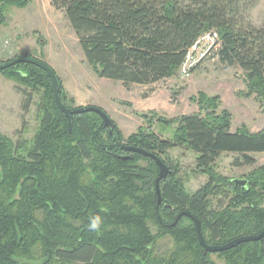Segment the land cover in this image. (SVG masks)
I'll list each match as a JSON object with an SVG mask.
<instances>
[{"label":"trees","instance_id":"1","mask_svg":"<svg viewBox=\"0 0 264 264\" xmlns=\"http://www.w3.org/2000/svg\"><path fill=\"white\" fill-rule=\"evenodd\" d=\"M30 1L0 0V25L10 9ZM259 1L50 0V5L63 13L100 79L124 88L162 82L175 76L197 40L216 32L219 63L242 72L246 97L264 100V23L256 28L249 21ZM0 72L22 85L16 89L23 112L31 92L40 95L30 140L12 142L0 133V264H264V238L206 253L193 222L177 219L190 213L213 246L263 230L264 166L245 178L244 189L213 168L222 154L236 156L235 168L254 166L253 155L264 154V128L232 132L231 116L218 110L217 98L200 93L191 99L200 112L175 120L169 140L147 131L129 136L127 146L153 154L170 171L159 183L157 205V166L124 152L115 125L110 134L99 116L87 113L72 116L68 132L45 72L27 64ZM59 94L65 105L61 84ZM176 148L192 152L196 169L208 176L195 193L186 190L177 163L167 157ZM124 156L130 159L121 160ZM96 215L100 229L89 230Z\"/></svg>","mask_w":264,"mask_h":264},{"label":"rangeland","instance_id":"2","mask_svg":"<svg viewBox=\"0 0 264 264\" xmlns=\"http://www.w3.org/2000/svg\"><path fill=\"white\" fill-rule=\"evenodd\" d=\"M249 21L260 28L264 23V0L249 12ZM30 57L48 65L60 81L69 108L94 107L102 110L126 139L142 131L153 133L160 140H169L181 116L198 114L199 105L192 98L202 93L216 97L218 110L231 116V131L242 128L257 133L264 128V100L255 95L246 97L242 72L219 63L216 54L203 59L183 74L151 86L132 85L98 78L85 62L77 39L62 12L56 11L50 0H31L23 9H10L0 25V64L14 58ZM22 86L0 72V133L12 142L30 140L36 130V109L40 95L31 92L28 110L23 112V97L16 88ZM172 122V124H164ZM165 158V156H162ZM179 167L178 178L189 193H195L208 180L205 172L196 169L195 155L183 149L167 153ZM236 156L222 154L214 172L226 179H244L253 170L264 166V154L253 155L255 165L235 168Z\"/></svg>","mask_w":264,"mask_h":264},{"label":"water","instance_id":"3","mask_svg":"<svg viewBox=\"0 0 264 264\" xmlns=\"http://www.w3.org/2000/svg\"><path fill=\"white\" fill-rule=\"evenodd\" d=\"M17 64L32 65V66H35L36 68L42 70L43 72H45V74L47 75V77L51 83V86H52L54 103H55L56 107L59 109V111L63 114L65 119L67 120L68 132L71 131L72 116L82 115V114H87V113H93V114H96L97 116L100 117V119L102 120V123H103V127L108 129L109 133L111 134L113 127H114V124L110 120V118L102 110H100L98 108H94V107H89V106L78 107V108H67L63 104V102L61 101V98H60V94H59L60 93L59 80H58L56 74L54 73V71L45 63H43L37 59L30 58V57H20V58H16V59H13L11 61H8L6 63L0 64V71L6 70L10 67L17 65ZM121 149L124 152L131 153V154H137V155H140V156L145 157V158H150L154 161L155 165L158 168V176L154 182V190H155V194L157 197L156 203H157V205H159L160 204L159 183L162 180L166 179V177L170 173V171L168 170L166 165L160 159H158L156 156H154L153 154L147 153V152H145L139 148H136L133 146L123 145L121 147ZM129 159H130L129 156L121 157V160H123V161L129 160ZM230 182L233 185H235L241 189H244L247 186V180H244V179H233V180H230ZM180 217H187L193 222L194 229H195V232L197 235L198 243L206 253H213L214 254V253L228 251L230 249L235 248L239 244L247 243V242H257V241H260L261 239L264 238V228H263V230L257 235L239 237V238H236V239H234V240H232L226 244H223L221 246L208 245L202 236L199 221L197 219H195L192 215H190V213H188V212H181L178 215L177 219H179Z\"/></svg>","mask_w":264,"mask_h":264},{"label":"built area","instance_id":"4","mask_svg":"<svg viewBox=\"0 0 264 264\" xmlns=\"http://www.w3.org/2000/svg\"><path fill=\"white\" fill-rule=\"evenodd\" d=\"M220 46V38L216 32H209L197 40L189 49L185 61L183 63L182 72L188 76L191 68L199 64L208 56L217 54ZM217 57V56H216Z\"/></svg>","mask_w":264,"mask_h":264},{"label":"clouds","instance_id":"5","mask_svg":"<svg viewBox=\"0 0 264 264\" xmlns=\"http://www.w3.org/2000/svg\"><path fill=\"white\" fill-rule=\"evenodd\" d=\"M101 223H102V220H101V217L99 215L91 217L90 223L88 225L89 230L99 231Z\"/></svg>","mask_w":264,"mask_h":264}]
</instances>
